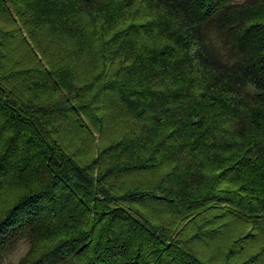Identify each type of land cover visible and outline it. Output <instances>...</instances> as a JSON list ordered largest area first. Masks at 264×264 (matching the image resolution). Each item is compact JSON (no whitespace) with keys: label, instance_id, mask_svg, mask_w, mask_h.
<instances>
[{"label":"trees","instance_id":"obj_1","mask_svg":"<svg viewBox=\"0 0 264 264\" xmlns=\"http://www.w3.org/2000/svg\"><path fill=\"white\" fill-rule=\"evenodd\" d=\"M264 264V0H0V264Z\"/></svg>","mask_w":264,"mask_h":264},{"label":"rangeland","instance_id":"obj_2","mask_svg":"<svg viewBox=\"0 0 264 264\" xmlns=\"http://www.w3.org/2000/svg\"><path fill=\"white\" fill-rule=\"evenodd\" d=\"M242 1V0H237ZM28 249V244L26 242H22L15 250L9 253L4 260L3 264H16L19 258L25 254Z\"/></svg>","mask_w":264,"mask_h":264}]
</instances>
